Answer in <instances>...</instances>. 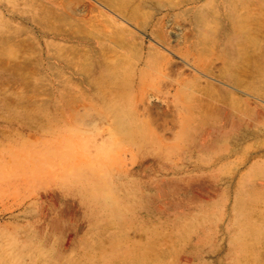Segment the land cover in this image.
I'll use <instances>...</instances> for the list:
<instances>
[{"label": "rangeland", "instance_id": "374dc122", "mask_svg": "<svg viewBox=\"0 0 264 264\" xmlns=\"http://www.w3.org/2000/svg\"><path fill=\"white\" fill-rule=\"evenodd\" d=\"M0 264H264V0H0Z\"/></svg>", "mask_w": 264, "mask_h": 264}, {"label": "bare ground", "instance_id": "6f19581e", "mask_svg": "<svg viewBox=\"0 0 264 264\" xmlns=\"http://www.w3.org/2000/svg\"><path fill=\"white\" fill-rule=\"evenodd\" d=\"M89 131V130H88ZM87 131V132H88ZM87 138V137H86ZM86 138H85V140H86ZM110 140H114L113 138L112 139H110ZM112 141H111V143H112ZM107 143H109V142H107ZM107 143H105L104 145H106ZM114 143V142H113ZM109 146V145H108ZM110 146H111V144H110ZM109 146V147H110ZM106 150H108L109 151V148L108 147H106ZM104 151V150H103ZM108 151L106 152V153H108ZM104 153H105V151H104ZM85 154H87V153H85ZM89 155V154H88ZM109 155V154H108ZM108 155H106L107 157H108ZM99 156V155H98ZM110 156V155H109ZM87 161V160H86ZM90 161V160H89ZM100 161V160H99ZM88 162V161H87ZM84 176V175H87V172H85L84 170L81 172V174H80V176ZM82 184V183H81ZM92 184V183H91ZM82 187H83V189L85 190V192L87 193V196L92 200V201H106V198L105 197H108V195L104 192V191H101V190H99V189H95V187L93 188L91 185H89L88 187H84L83 185H82ZM90 195H91V197H90ZM107 201H108V199H107ZM109 261V260H108Z\"/></svg>", "mask_w": 264, "mask_h": 264}]
</instances>
